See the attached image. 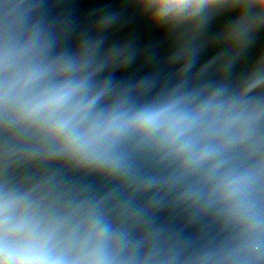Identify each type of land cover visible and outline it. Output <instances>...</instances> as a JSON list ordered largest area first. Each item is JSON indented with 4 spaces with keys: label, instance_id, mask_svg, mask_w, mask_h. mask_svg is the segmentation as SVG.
Returning <instances> with one entry per match:
<instances>
[{
    "label": "water",
    "instance_id": "obj_1",
    "mask_svg": "<svg viewBox=\"0 0 264 264\" xmlns=\"http://www.w3.org/2000/svg\"><path fill=\"white\" fill-rule=\"evenodd\" d=\"M254 15L221 9L165 24L139 0H0V55L15 54L0 82L35 76L28 97L78 86L70 103L91 102L85 123L167 109L187 124L170 145L122 135L110 171L54 155L37 128L0 110V188L91 209L107 264H264V85L241 94L264 56V26L225 38ZM196 153L208 155L190 163ZM233 180L245 187L226 199Z\"/></svg>",
    "mask_w": 264,
    "mask_h": 264
},
{
    "label": "clouds",
    "instance_id": "obj_2",
    "mask_svg": "<svg viewBox=\"0 0 264 264\" xmlns=\"http://www.w3.org/2000/svg\"><path fill=\"white\" fill-rule=\"evenodd\" d=\"M150 18L161 23H184L202 17L213 10L246 9L254 13L251 19H239L232 24L226 39L239 43L255 28L264 26V0H139ZM15 54L0 55V73L7 72ZM35 76L19 74L0 82V110L11 116L13 124L37 128L54 145V155L76 164L115 171L117 164L110 152L126 133L158 134L165 145L172 144L187 128V124L168 110L141 112L122 118L112 115L85 123L89 103H70L76 95L75 85H64L35 96H25L24 90ZM264 85V56L255 65L253 75L242 85L246 94ZM253 116L245 119L251 122ZM231 121L223 125L227 129ZM208 154L196 153L189 160L196 164ZM242 180L221 186L225 198L243 191ZM237 215H243L239 208ZM107 241L97 227L92 210L80 206L65 212L54 206L47 193L39 190L17 193L0 188V264H107L103 248Z\"/></svg>",
    "mask_w": 264,
    "mask_h": 264
}]
</instances>
